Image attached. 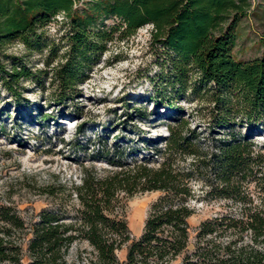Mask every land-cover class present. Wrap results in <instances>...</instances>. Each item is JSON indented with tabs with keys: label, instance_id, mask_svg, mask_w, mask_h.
<instances>
[{
	"label": "trees",
	"instance_id": "obj_1",
	"mask_svg": "<svg viewBox=\"0 0 264 264\" xmlns=\"http://www.w3.org/2000/svg\"><path fill=\"white\" fill-rule=\"evenodd\" d=\"M250 7V0H0V49L14 40L40 49L37 30L62 14L66 45L51 68L53 102L76 95L115 32L124 38L151 23L152 40L173 55L171 84L205 104L185 116L172 99L154 96L171 110L162 117L166 134L142 137L137 129V141H104L108 167L82 165L79 182L49 191L58 198L28 224L0 204V264H264V42L254 58L233 54ZM111 17L119 22L106 26ZM31 75L0 59V83L14 98V86ZM189 116L202 118L200 129ZM145 191L160 194L134 238L123 204ZM192 200L220 207L191 236Z\"/></svg>",
	"mask_w": 264,
	"mask_h": 264
},
{
	"label": "rangeland",
	"instance_id": "obj_2",
	"mask_svg": "<svg viewBox=\"0 0 264 264\" xmlns=\"http://www.w3.org/2000/svg\"><path fill=\"white\" fill-rule=\"evenodd\" d=\"M250 3L252 7L238 24L233 49L234 56L242 60L258 56L264 42V0ZM61 19L59 14L37 30L40 49L27 48L17 40L0 49V59L7 69L13 59L32 71L29 78L20 79L14 86L15 98L0 83V204L15 208L26 224L58 198L49 191H58L60 183L68 189L72 182H79L82 165L108 167L100 151L104 141H137L140 130L145 132L142 137L166 134L162 117L171 110L156 106L154 96L173 100L185 116L205 107L194 100L191 91L177 92L171 84L175 74L171 69L173 55L152 40L151 23L128 37L120 38L115 32L85 80L78 84L76 95L62 104L53 102L51 97L58 90L50 83L51 68L60 60L66 45V25ZM117 22L116 17L104 20L106 26ZM176 97L179 99L174 102ZM139 107L145 116L133 111ZM189 119L192 126L200 129L202 118ZM159 194L145 191L124 202L131 237L141 234L149 208ZM191 205L195 208L188 218L192 236L199 222L219 209L220 202L192 200ZM28 237L29 234L25 239ZM117 254L123 259L125 248Z\"/></svg>",
	"mask_w": 264,
	"mask_h": 264
}]
</instances>
